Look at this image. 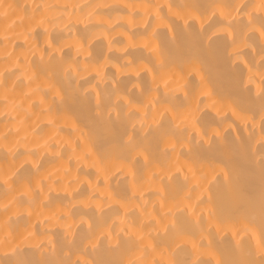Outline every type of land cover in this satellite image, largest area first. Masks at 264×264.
Listing matches in <instances>:
<instances>
[{"label":"bare ground","instance_id":"1","mask_svg":"<svg viewBox=\"0 0 264 264\" xmlns=\"http://www.w3.org/2000/svg\"><path fill=\"white\" fill-rule=\"evenodd\" d=\"M0 264H264V0H0Z\"/></svg>","mask_w":264,"mask_h":264}]
</instances>
